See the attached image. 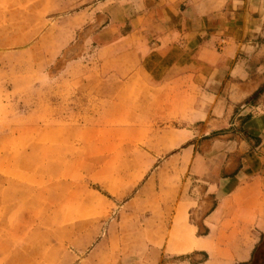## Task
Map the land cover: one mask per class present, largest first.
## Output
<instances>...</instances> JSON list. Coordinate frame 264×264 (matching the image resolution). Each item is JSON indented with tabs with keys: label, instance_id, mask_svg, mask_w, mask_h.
<instances>
[{
	"label": "crops",
	"instance_id": "obj_1",
	"mask_svg": "<svg viewBox=\"0 0 264 264\" xmlns=\"http://www.w3.org/2000/svg\"><path fill=\"white\" fill-rule=\"evenodd\" d=\"M9 51L84 72L0 156V264L251 263L264 0H0Z\"/></svg>",
	"mask_w": 264,
	"mask_h": 264
},
{
	"label": "rangeland",
	"instance_id": "obj_2",
	"mask_svg": "<svg viewBox=\"0 0 264 264\" xmlns=\"http://www.w3.org/2000/svg\"><path fill=\"white\" fill-rule=\"evenodd\" d=\"M70 56L73 57L74 55H66L59 63L46 69L36 68V66H42L40 63H35V59L29 53L0 54L1 157H4L5 154V157L13 158L18 156L19 152L22 153L27 150L19 148L17 151L14 149L17 147L15 143L25 145L29 142L30 134L28 131L31 121H38V124L46 121V105H50V107L53 105L50 109H54V121H62V118L57 117V115L60 116L63 107L68 110L77 106L76 91L69 80L78 78L83 75L84 71L73 66L62 68V64ZM47 96L50 100L53 98L54 101L52 103L47 102ZM63 97H66L68 101L62 102ZM255 104L254 100H251L240 106L244 105L245 109L249 105L254 106ZM66 106L67 108H65ZM33 109L38 110L39 115L42 116L31 117L30 110ZM66 120L68 119L66 118ZM238 120L239 118H232L231 122L237 123ZM69 121H76V119L70 117ZM234 129L237 131V126Z\"/></svg>",
	"mask_w": 264,
	"mask_h": 264
},
{
	"label": "trees",
	"instance_id": "obj_3",
	"mask_svg": "<svg viewBox=\"0 0 264 264\" xmlns=\"http://www.w3.org/2000/svg\"><path fill=\"white\" fill-rule=\"evenodd\" d=\"M250 264H264V241L261 245L255 250L253 255V260Z\"/></svg>",
	"mask_w": 264,
	"mask_h": 264
}]
</instances>
